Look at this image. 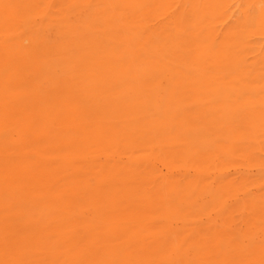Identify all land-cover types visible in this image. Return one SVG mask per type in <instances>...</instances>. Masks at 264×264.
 <instances>
[{
	"label": "bare ground",
	"instance_id": "1",
	"mask_svg": "<svg viewBox=\"0 0 264 264\" xmlns=\"http://www.w3.org/2000/svg\"><path fill=\"white\" fill-rule=\"evenodd\" d=\"M0 264H264V0H0Z\"/></svg>",
	"mask_w": 264,
	"mask_h": 264
}]
</instances>
